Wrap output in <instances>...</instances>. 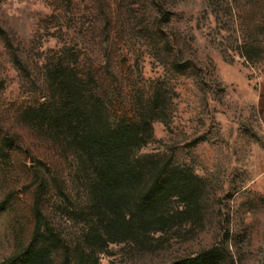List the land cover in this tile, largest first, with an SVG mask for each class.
Masks as SVG:
<instances>
[{"label": "rangeland", "instance_id": "374dc122", "mask_svg": "<svg viewBox=\"0 0 264 264\" xmlns=\"http://www.w3.org/2000/svg\"><path fill=\"white\" fill-rule=\"evenodd\" d=\"M60 60L122 106L157 95L140 155L201 179L178 225L147 250L110 244L99 264H264V0H0V264L87 252L88 173L31 120Z\"/></svg>", "mask_w": 264, "mask_h": 264}, {"label": "trees", "instance_id": "16d2710c", "mask_svg": "<svg viewBox=\"0 0 264 264\" xmlns=\"http://www.w3.org/2000/svg\"><path fill=\"white\" fill-rule=\"evenodd\" d=\"M245 57L256 65L250 52ZM48 83L53 97L31 111V120L53 145L78 157L92 186L95 220L84 234L87 252L77 264H99L95 256L110 244L147 250L156 234L172 230L192 209L199 197L193 186H201L200 178L172 169L166 157L139 153L153 121L162 119L160 98L155 95L137 109L122 106L77 60L54 64ZM35 207L40 226L44 216L37 202ZM25 257V264H36L39 254L29 250Z\"/></svg>", "mask_w": 264, "mask_h": 264}]
</instances>
